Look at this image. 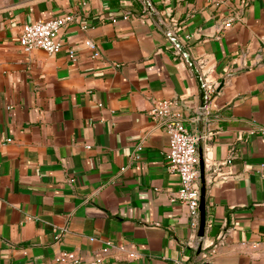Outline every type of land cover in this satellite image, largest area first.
Here are the masks:
<instances>
[{
    "label": "crops",
    "instance_id": "obj_1",
    "mask_svg": "<svg viewBox=\"0 0 264 264\" xmlns=\"http://www.w3.org/2000/svg\"><path fill=\"white\" fill-rule=\"evenodd\" d=\"M64 15L57 54L22 51L25 25ZM160 99L198 139L202 238L170 198ZM258 128L264 0H0V264H264Z\"/></svg>",
    "mask_w": 264,
    "mask_h": 264
},
{
    "label": "built area",
    "instance_id": "obj_2",
    "mask_svg": "<svg viewBox=\"0 0 264 264\" xmlns=\"http://www.w3.org/2000/svg\"><path fill=\"white\" fill-rule=\"evenodd\" d=\"M73 20L72 15H64L48 20H38L25 25L19 36V46L26 54L42 51L48 56L57 54L61 45L56 41L59 30ZM85 46L94 50L91 41ZM94 56L96 52L93 51ZM72 56V53L70 52ZM155 129L162 130L168 137V152L166 169L178 176L179 187L171 193L172 202H178L188 210L191 226L199 227V154L197 138L189 133L183 124L182 111L175 99H160L153 101L148 113ZM264 134V128H258ZM10 142V140H7ZM141 140L134 148L133 157L143 148ZM57 264H81L73 252H63L55 257Z\"/></svg>",
    "mask_w": 264,
    "mask_h": 264
},
{
    "label": "water",
    "instance_id": "obj_3",
    "mask_svg": "<svg viewBox=\"0 0 264 264\" xmlns=\"http://www.w3.org/2000/svg\"><path fill=\"white\" fill-rule=\"evenodd\" d=\"M177 48L182 53L185 61L189 65L191 72L196 80L198 91H199V102L200 107L204 108L206 104L207 99V91H206V85L203 82L200 73L196 66L194 65L193 61L187 54L186 50L179 44L176 43ZM224 81L220 83V85L215 89L216 92L223 86ZM199 176L201 180V188H200V199H199V227H198V238H202L204 234V227H205V181H204V163L202 155L199 154Z\"/></svg>",
    "mask_w": 264,
    "mask_h": 264
}]
</instances>
